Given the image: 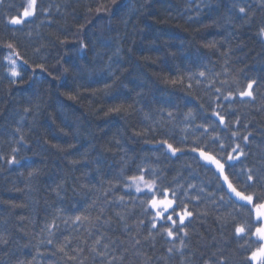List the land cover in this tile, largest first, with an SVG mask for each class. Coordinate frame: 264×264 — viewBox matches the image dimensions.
<instances>
[{"label":"trees","instance_id":"1","mask_svg":"<svg viewBox=\"0 0 264 264\" xmlns=\"http://www.w3.org/2000/svg\"><path fill=\"white\" fill-rule=\"evenodd\" d=\"M100 2L37 0L32 18L6 27L9 16L22 13L26 0H0V155L9 157L19 140L17 122L27 145L19 146L18 164L0 160V264H79V259L69 260L57 251L65 237L71 240L69 250L84 249L83 264H94L87 249L99 233L85 243L87 222L77 230L68 218L81 213L95 217L101 208L102 219L111 220L100 232L110 243L108 259L115 257L113 264H252L248 257L254 248L243 247L234 230L235 223L249 219L247 213L238 215L219 202L210 172L199 169L195 178L189 177L186 165L192 161L187 157L169 160L153 149L169 129L170 142L181 138L179 122L189 108L196 113L194 124L215 120V109L241 137L251 133L247 144L239 139L248 153L244 164L264 167V38L259 35L264 0H108L107 7L114 11H102L103 19H98L95 8ZM234 3L245 7L247 15L242 16ZM81 40L87 45L83 50ZM209 42L216 46L206 47ZM7 43L22 58L18 63L28 62L17 84L9 83L5 71L4 57L14 56ZM33 70L39 78L33 77ZM205 70L204 83L193 80V88H188L187 76ZM174 78L184 83L166 82ZM253 79L258 82L253 99L235 93L234 80L243 88ZM224 80L228 82L221 83ZM229 88L234 92L231 101L223 98ZM119 104L132 107L109 111ZM168 110L177 117L176 127L154 125ZM140 131L146 135H135ZM192 140L189 136L187 143ZM142 163L158 168L165 186L175 187L174 178L184 184L204 182L201 199L187 201L193 213L185 220L187 235L180 231L173 239L152 229L151 217L142 215L139 201L125 194L127 176ZM33 170L37 174L29 177ZM109 200L113 203L107 204ZM117 211L126 214L130 234ZM53 220L57 227L49 237L46 225ZM251 223H260L254 214ZM132 237L140 244L133 247ZM95 264H100L99 258Z\"/></svg>","mask_w":264,"mask_h":264},{"label":"snow or ice","instance_id":"2","mask_svg":"<svg viewBox=\"0 0 264 264\" xmlns=\"http://www.w3.org/2000/svg\"><path fill=\"white\" fill-rule=\"evenodd\" d=\"M112 3L115 4V0H112ZM107 4L108 0H101L96 6L95 11L98 19H103L101 15L102 11L109 13L114 11L113 9H109ZM232 6L237 8L242 16L247 15V9L245 7L235 3ZM92 10L91 7L88 9L89 12ZM36 11L37 0H27V5L23 6L22 15L9 16L6 27L7 25L22 24L25 22V18L34 16ZM81 30H83V25H81ZM12 31L15 32L16 30L12 29ZM259 35L264 38V27L260 28ZM63 42L62 40L61 43ZM205 46L214 48L216 45L214 42H209ZM6 47L13 50L14 56L13 54H9L4 57L6 62L5 71L8 76L11 77L9 83L17 84L23 79L22 73L26 71L23 65L28 62L26 60H22L21 63L17 62L22 58L19 56V53L15 51L12 43H7ZM86 47V43L81 40L80 49L83 50ZM36 67H39L42 72L44 71L43 65H37ZM65 71H67V69ZM197 75L202 79H196ZM33 77L39 78L35 76V70H33ZM205 79L206 70L199 71L196 74H189L187 76V80L189 81L187 87L190 89L193 88V84L191 83L193 80H195L196 85H201L204 83ZM166 82L175 85L177 83L183 84L184 80L183 78H174ZM227 82V80L221 81V83ZM233 84L235 85V93L241 98H254V86L258 84L256 80L253 79L248 81L246 87L243 88L240 87L239 81L237 80H234ZM215 91L223 95L221 88L217 87ZM233 97L234 92L229 88L228 94L223 98L231 101ZM219 98L220 97H217V99ZM69 99H76V96L70 95ZM131 107L132 105H128L126 108L123 104H119L110 108L109 111L114 113L127 112ZM203 107L204 106L201 105V108ZM217 107L220 106L217 105ZM24 111L29 112L31 109L25 108ZM160 111L164 113L165 109L161 108ZM211 117H215V120L209 118L207 122L194 124L196 113L193 108H189V110L184 113L183 120L179 122L180 125H182L181 132L183 135L181 138L178 141L170 142L172 141L173 134L171 129H169L167 135L162 136L155 142L159 147H154L153 152L154 154L159 153L169 160L187 157L192 161V163L186 165L187 168L191 169L188 173L189 177L195 178L199 169H204L206 173H211L212 180L217 182L219 202L232 206L233 209L237 211L238 215L240 212H245L249 217L248 220L234 224L237 241H243V247L254 248L248 257L252 264H264V183H261V178L264 177V167L260 169L247 167L242 159L246 158L248 153L241 143H239V139H242L244 143L247 144L251 133L241 137L239 130L232 127L226 120V116L215 109L211 110ZM21 119H23V117H21ZM145 119H150V116L146 115ZM216 121H219V123L217 124ZM176 122L177 117L174 115L173 111L168 110L166 117L162 115L160 119L154 121L153 124H159L161 127L171 124L173 127H176ZM236 123H239V119H237ZM193 124L194 127L192 126ZM245 128H247V125H245ZM198 129H202V131L198 133ZM15 131L20 134V138L15 141L14 145L11 147L10 156L6 158L4 155H0V160H5L9 165L19 163V159L16 155L20 151L19 146L24 145L27 147L24 143L25 137L19 126V122H17ZM152 131H156V128L153 127ZM135 135H146V132H136ZM189 136L193 137L191 145L187 143ZM149 142V140L145 139V143ZM117 143H119V141H117ZM54 147L57 146L54 145ZM73 163H76V161H73ZM126 163L125 161V164ZM193 164H195V168ZM238 165L239 169L237 170ZM37 171L38 170H33L29 172V177L36 175ZM121 175H125L123 168L121 169ZM127 180L128 183L124 185L126 190L125 194L131 200L139 201L142 215L151 217L150 222L152 229L159 228L163 232H166L169 238L173 239L176 237L177 232L180 231H183L185 235H187L185 220L193 215L188 208L187 201H199L201 199L200 193L205 192L203 181L200 183L188 182L184 184L181 183L180 180L174 178L173 183L176 185L175 187L165 186L160 170L155 167H148L143 163L137 166L136 173L127 176ZM116 183H119V181H116ZM133 190L137 195H132ZM211 195L213 197L212 202L214 204L217 203L215 199L216 193L213 192ZM124 200L125 196L121 195L119 197V202L123 204ZM106 203L112 204L113 202L109 200ZM93 204H95V201H93ZM177 209L180 210L177 211ZM86 211L87 210H85V212ZM253 214L255 215L256 221L260 222L258 226L251 223V216ZM115 215L119 218V222L123 223L125 231H128L130 234V229L126 222V214L117 211ZM102 216L103 208H101L100 214L95 217L81 213L75 215L74 218L69 217L68 219L72 221V224L77 226V230L87 222V227L85 228L87 232L85 243H87V238L94 235V232L99 233V235L95 236L91 246L87 249L91 254L94 264L97 258H99L100 264H113L115 257H113L112 260L108 259L110 243L105 242L104 235L100 232L101 227L110 225L111 220H104ZM68 219L65 220V223H68ZM160 221H163V223H159L158 225ZM143 223L144 221L141 220L140 224ZM253 226H255L254 233L251 232V227ZM56 227L55 220H53L52 224L46 225L49 237L54 236L53 229ZM149 236H153L151 231H149ZM252 236H255L256 240H252ZM131 239L134 241L133 247L140 244L138 238L132 237ZM65 241L66 243L61 244L57 248V251L64 253L69 260L77 261L79 259V264H83V259H80V257L84 249L77 246L69 250L71 240L65 237ZM257 241L259 242L258 246ZM47 243L52 244L53 240L49 238ZM169 251H171V249H169ZM70 252L75 253V255H71ZM84 259H87V257H84Z\"/></svg>","mask_w":264,"mask_h":264},{"label":"rangeland","instance_id":"3","mask_svg":"<svg viewBox=\"0 0 264 264\" xmlns=\"http://www.w3.org/2000/svg\"><path fill=\"white\" fill-rule=\"evenodd\" d=\"M26 5H27V0H26ZM23 12V11H22ZM20 15H22V13L20 14ZM33 17V16H32ZM32 17H28V18H25V21L26 20H28V19H30V18H32ZM13 26H17V25H13ZM134 191V190H133ZM135 192V191H134Z\"/></svg>","mask_w":264,"mask_h":264}]
</instances>
